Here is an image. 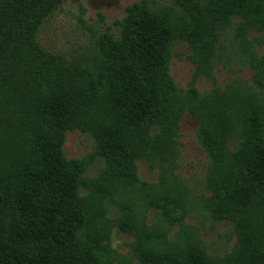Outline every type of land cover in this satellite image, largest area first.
<instances>
[{
    "label": "trees",
    "instance_id": "obj_1",
    "mask_svg": "<svg viewBox=\"0 0 264 264\" xmlns=\"http://www.w3.org/2000/svg\"><path fill=\"white\" fill-rule=\"evenodd\" d=\"M64 1L0 0V90L14 93L17 115L37 129L39 139V162L23 187L12 192L0 187V264H99L95 252L83 246L89 218L80 195L86 193L96 210L107 189L89 184L84 163L62 153L66 132L84 131L69 125L72 101L114 107L98 155L103 168L121 167L122 176L136 166L126 133L149 132L170 143L183 112L194 114L197 139L208 158L215 143L226 157L221 162L230 163L225 172L215 166L214 177L229 178L244 169L212 215L234 222L233 247L239 246L245 263L264 264V0H172L183 13L179 33L163 16L170 10L151 12L141 0L128 6L117 38L102 32L85 56L73 59L49 52L36 39L39 27ZM230 24L240 36L258 33L263 43L262 54L250 59L255 103L245 106L227 107L225 89L204 95L195 90L199 76H210L217 39ZM173 41L188 45L195 66L182 97L168 72ZM137 257L139 264H222L193 241L186 242L183 253Z\"/></svg>",
    "mask_w": 264,
    "mask_h": 264
},
{
    "label": "rangeland",
    "instance_id": "obj_2",
    "mask_svg": "<svg viewBox=\"0 0 264 264\" xmlns=\"http://www.w3.org/2000/svg\"><path fill=\"white\" fill-rule=\"evenodd\" d=\"M140 1L65 0L39 27L36 39L49 52L66 59L85 56L98 34L108 32L117 38L128 6ZM145 1L151 12L170 10L171 13L163 12V16L171 29L179 33L183 13L172 0ZM26 31L27 28L25 34ZM262 52L258 33L249 31L240 36L235 25L230 24L217 39L210 76L196 79V92L204 95L212 88L225 89L227 107L255 103L250 59ZM189 54L186 43L172 42L168 72L178 97L183 96L195 70ZM71 104L67 113L69 125H78L84 131L76 128L67 131L62 153L68 160L84 163L83 177L89 184L97 183L107 189L106 195L96 200V210L86 193L80 195L89 218L83 246L95 252L99 264H139L137 256L147 252L183 253L188 241H193L217 263L247 264L238 256L239 246L233 247L234 222L212 215V210L221 208L224 192L240 180L244 169L239 167L238 173L229 178L214 177L215 166H221L225 172L230 163L221 162L223 152H218L215 143L213 158H208L197 139L194 114L183 112L170 143L156 140L149 132L126 133L124 139L136 166L130 175L122 176L121 167L103 168L104 161L98 155L101 150L98 143H102L108 124L114 121V107L77 101ZM249 112L247 109L246 113ZM21 120L14 93L9 96L0 90V187L8 192L20 190L22 182H27V173L39 162L38 131Z\"/></svg>",
    "mask_w": 264,
    "mask_h": 264
}]
</instances>
